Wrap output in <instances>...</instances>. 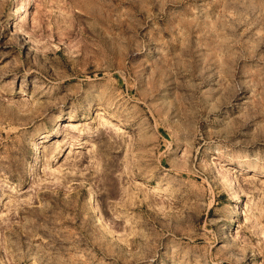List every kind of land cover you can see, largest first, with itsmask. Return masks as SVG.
I'll list each match as a JSON object with an SVG mask.
<instances>
[{"label": "rangeland", "instance_id": "rangeland-1", "mask_svg": "<svg viewBox=\"0 0 264 264\" xmlns=\"http://www.w3.org/2000/svg\"><path fill=\"white\" fill-rule=\"evenodd\" d=\"M0 264H264V0H0Z\"/></svg>", "mask_w": 264, "mask_h": 264}, {"label": "bare ground", "instance_id": "bare-ground-1", "mask_svg": "<svg viewBox=\"0 0 264 264\" xmlns=\"http://www.w3.org/2000/svg\"><path fill=\"white\" fill-rule=\"evenodd\" d=\"M36 81V80H35ZM34 81V82H35ZM33 86H36L37 84L33 83ZM71 118V117H70ZM61 152V151H60ZM64 154V153H63ZM63 155L59 154V157H57L56 163L61 162L60 158H62ZM56 158V156H54L53 160ZM87 201L92 205L93 204V209L95 208V203H94V194L92 192L89 193Z\"/></svg>", "mask_w": 264, "mask_h": 264}]
</instances>
